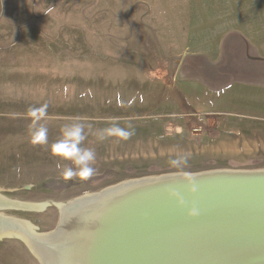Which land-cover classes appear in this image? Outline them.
I'll return each instance as SVG.
<instances>
[{
	"label": "rangeland",
	"instance_id": "1",
	"mask_svg": "<svg viewBox=\"0 0 264 264\" xmlns=\"http://www.w3.org/2000/svg\"><path fill=\"white\" fill-rule=\"evenodd\" d=\"M236 30L264 56V0H0V205L31 207L0 215L49 234L60 205L120 182L263 169L264 62ZM230 41L260 81L215 90L176 76L183 55L218 62ZM73 124L95 153L88 178L53 151ZM0 264L42 263L1 234Z\"/></svg>",
	"mask_w": 264,
	"mask_h": 264
},
{
	"label": "water",
	"instance_id": "2",
	"mask_svg": "<svg viewBox=\"0 0 264 264\" xmlns=\"http://www.w3.org/2000/svg\"><path fill=\"white\" fill-rule=\"evenodd\" d=\"M232 35L264 62L243 33ZM254 65L237 51L218 62L185 54L176 76L219 90L260 81ZM91 195L65 206L56 232L33 236L45 264H264V168L153 175ZM6 224L20 226L0 215Z\"/></svg>",
	"mask_w": 264,
	"mask_h": 264
},
{
	"label": "clouds",
	"instance_id": "3",
	"mask_svg": "<svg viewBox=\"0 0 264 264\" xmlns=\"http://www.w3.org/2000/svg\"><path fill=\"white\" fill-rule=\"evenodd\" d=\"M51 11V9H49ZM46 130H41L39 135L43 137ZM64 139L58 142V146L54 147L55 154L71 159L80 169L79 175L82 178H88L93 174V168L90 166L95 159V153L91 149H82L81 142L84 140L83 125L73 124L64 132ZM77 173L73 169L68 168L64 172L66 179H71ZM191 214L195 215L196 210L192 209Z\"/></svg>",
	"mask_w": 264,
	"mask_h": 264
},
{
	"label": "bare ground",
	"instance_id": "4",
	"mask_svg": "<svg viewBox=\"0 0 264 264\" xmlns=\"http://www.w3.org/2000/svg\"><path fill=\"white\" fill-rule=\"evenodd\" d=\"M91 194H86L85 196H81V197H79L77 199H74V200H72L70 202H68V201H66V202H68L67 204H74L77 201H83V199H85V198H90L89 196H92ZM93 194L100 195V192L93 193ZM0 199H1V197H0ZM67 204L60 205V209L62 211L61 212V216H63L67 212L66 211L67 207H65ZM36 205H38V204H36ZM0 207H5L7 209H13V208L30 209L31 208V207H29V205H26V203L22 204V203L13 201V200H7V203L6 202L3 203L2 205H0ZM1 209H3V208H0V210ZM67 210H68V208H67ZM4 217L6 219H8V220L16 221L17 223L20 224V226L14 227V226H10L9 224L2 225V226H0V235L1 234L4 235V236L5 235H14V236H17L19 238H22L26 242L27 246L30 247V249L32 250L33 254L40 260V262L42 264H45L44 259L42 258V255L44 254V249L45 248L43 246H41L40 244H37L33 240V236L34 235H39V236L50 235L53 232H56L57 229L55 231L49 233V234H47V233L44 234V233L38 232L37 229L30 222H27V221L22 220V219L18 220L16 218L11 217V216H4ZM24 228L26 230H24Z\"/></svg>",
	"mask_w": 264,
	"mask_h": 264
},
{
	"label": "flooded vegetation",
	"instance_id": "5",
	"mask_svg": "<svg viewBox=\"0 0 264 264\" xmlns=\"http://www.w3.org/2000/svg\"><path fill=\"white\" fill-rule=\"evenodd\" d=\"M224 50H227V53H229V54H232L233 52H236V51L238 52V48H237V46H236L234 41H230L228 43V47L226 49H224ZM227 60H229V59H227Z\"/></svg>",
	"mask_w": 264,
	"mask_h": 264
},
{
	"label": "crops",
	"instance_id": "6",
	"mask_svg": "<svg viewBox=\"0 0 264 264\" xmlns=\"http://www.w3.org/2000/svg\"><path fill=\"white\" fill-rule=\"evenodd\" d=\"M9 55H10V58H12V60H13V65H14V64H15V61H14V59H13V55H11V53H10ZM30 59H31V60H37V59H38V56L33 57V58H30ZM13 65H10L9 68H12ZM7 67H8V66H7ZM14 67H16V65H15ZM29 67H32V66L29 65Z\"/></svg>",
	"mask_w": 264,
	"mask_h": 264
}]
</instances>
